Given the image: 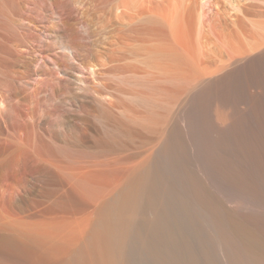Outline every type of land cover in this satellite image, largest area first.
Here are the masks:
<instances>
[{
	"label": "bare ground",
	"instance_id": "6f19581e",
	"mask_svg": "<svg viewBox=\"0 0 264 264\" xmlns=\"http://www.w3.org/2000/svg\"><path fill=\"white\" fill-rule=\"evenodd\" d=\"M155 4L111 5L86 61L110 77L95 89L107 107L83 104L120 131L93 127L105 159L77 183L38 165L5 197L0 264H264V0H227L201 49ZM222 86L212 130L201 94Z\"/></svg>",
	"mask_w": 264,
	"mask_h": 264
},
{
	"label": "rangeland",
	"instance_id": "374dc122",
	"mask_svg": "<svg viewBox=\"0 0 264 264\" xmlns=\"http://www.w3.org/2000/svg\"><path fill=\"white\" fill-rule=\"evenodd\" d=\"M226 1L134 0L140 10L154 9L157 3L165 13L180 15L200 49L204 35L214 39L221 35L218 31L223 28L218 22L219 17H224L221 10L224 12ZM113 2L0 0V218L6 214L15 216L14 206L7 204L5 197L15 203L20 181L29 183L36 176L38 165L77 183L82 173L96 170L105 159L92 147L93 127L120 131L108 125L98 111L83 104L87 98L107 107L108 99L100 98L95 89L103 88L104 79L110 77L99 76V68L86 61L92 57L96 34L111 27ZM114 80L122 82L119 78ZM222 87L216 93L213 89L206 92L209 95L201 94L206 95L205 110L201 95V100L199 96L195 99L196 103L202 102L196 108L207 112V123L211 122L209 114L216 111L219 116L212 114V120L220 116L228 119L227 89ZM125 98L130 103V97ZM220 100L225 103L221 104L224 108ZM114 114L125 118L122 111L114 110ZM211 124L207 125L212 129ZM53 132L64 133L65 139L52 136ZM230 142V146L238 143Z\"/></svg>",
	"mask_w": 264,
	"mask_h": 264
}]
</instances>
